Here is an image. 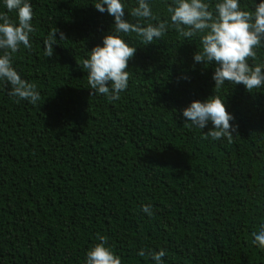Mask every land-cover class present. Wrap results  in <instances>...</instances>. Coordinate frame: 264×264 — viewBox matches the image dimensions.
<instances>
[{
	"label": "trees",
	"instance_id": "16d2710c",
	"mask_svg": "<svg viewBox=\"0 0 264 264\" xmlns=\"http://www.w3.org/2000/svg\"><path fill=\"white\" fill-rule=\"evenodd\" d=\"M96 2L30 0L32 47L13 53V66L41 99L17 102L0 88V264H85L98 234L122 264H154L137 255L142 248L164 249V264H264V248L252 243L264 223V87L215 90L214 64L194 61L199 39L170 27L148 45L121 34L136 48L128 87L119 100L90 96L82 61L114 24ZM147 2L152 23L171 24L173 0ZM238 2L251 11L260 0ZM122 3L135 23L137 0ZM52 27L67 39L56 34L46 57ZM254 51L249 64H264V47ZM214 92L234 117L232 143L203 139L211 121L198 129L182 116Z\"/></svg>",
	"mask_w": 264,
	"mask_h": 264
},
{
	"label": "clouds",
	"instance_id": "9594fccd",
	"mask_svg": "<svg viewBox=\"0 0 264 264\" xmlns=\"http://www.w3.org/2000/svg\"><path fill=\"white\" fill-rule=\"evenodd\" d=\"M93 5L100 13L111 15L114 24L111 32L103 37L102 46H94L88 58L82 61L87 70L88 88L92 90L90 96L100 94L110 101L119 100L120 94L127 89L130 78L128 62L136 48L129 46L123 36L135 33L141 43L148 45L163 38L170 27L189 40L193 37L199 39L200 47L194 54V61L214 64L215 90L221 89L226 82L242 84L250 93L264 87V64H249V58H256L254 49L264 47V0L255 3L251 11L242 9L238 0H218L214 6L205 0H173L167 6L171 24L168 20L152 23L157 17L147 0H137L138 6L131 9L130 15L137 18L135 23L125 18L122 0H97ZM4 6L7 12H0V88L10 97L17 98V102L26 100L36 105L41 99L37 86L21 78L13 66L12 55L21 46L25 49L32 47L31 34L36 31L32 24L33 8L30 0H4ZM11 12H15V19L9 16ZM145 20L149 22L142 23ZM56 34L59 41L67 39L62 31L52 27L43 40L46 57L54 55L53 45L59 42ZM223 101L224 98L215 92L203 102L193 100L182 109L186 126L203 129L211 121L212 129L201 132L202 138H226L232 143L236 126L229 123L234 117L226 111ZM141 210L149 217L154 215L151 204L143 205ZM252 236V243L264 248V223ZM98 240L99 243L86 252L85 264H122L111 247L105 246L107 238L98 234ZM137 255H147L154 264H164L162 258L166 251L142 248Z\"/></svg>",
	"mask_w": 264,
	"mask_h": 264
}]
</instances>
